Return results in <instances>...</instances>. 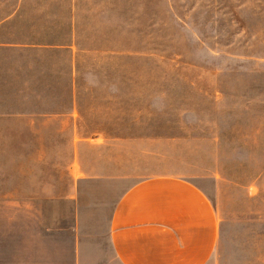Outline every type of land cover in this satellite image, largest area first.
Returning a JSON list of instances; mask_svg holds the SVG:
<instances>
[{
	"label": "crops",
	"instance_id": "0c3cea01",
	"mask_svg": "<svg viewBox=\"0 0 264 264\" xmlns=\"http://www.w3.org/2000/svg\"><path fill=\"white\" fill-rule=\"evenodd\" d=\"M100 16L85 0H20L0 17V109H42L28 156L45 168L30 233L45 264H264V234L257 252L225 233L219 176L192 164V139L132 108L123 49L86 41Z\"/></svg>",
	"mask_w": 264,
	"mask_h": 264
},
{
	"label": "rangeland",
	"instance_id": "374dc122",
	"mask_svg": "<svg viewBox=\"0 0 264 264\" xmlns=\"http://www.w3.org/2000/svg\"><path fill=\"white\" fill-rule=\"evenodd\" d=\"M19 1L0 0V17ZM85 1L101 13L100 33L86 41L123 49V89L136 95L132 108L173 123L166 134L192 139L198 150L189 152L192 164L219 176L225 233L249 239L246 247L236 242V251L258 252L264 234V0ZM37 111L0 109V264L51 262L31 236L37 176L45 171L28 156L36 150V128L28 125Z\"/></svg>",
	"mask_w": 264,
	"mask_h": 264
}]
</instances>
